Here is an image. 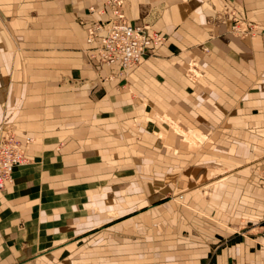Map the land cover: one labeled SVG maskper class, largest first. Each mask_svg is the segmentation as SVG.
<instances>
[{"label": "crops", "instance_id": "1", "mask_svg": "<svg viewBox=\"0 0 264 264\" xmlns=\"http://www.w3.org/2000/svg\"><path fill=\"white\" fill-rule=\"evenodd\" d=\"M106 1L0 0V140L27 159L0 190V264H264V0H125L166 37L125 76L86 51Z\"/></svg>", "mask_w": 264, "mask_h": 264}, {"label": "built area", "instance_id": "2", "mask_svg": "<svg viewBox=\"0 0 264 264\" xmlns=\"http://www.w3.org/2000/svg\"><path fill=\"white\" fill-rule=\"evenodd\" d=\"M125 0H107L112 5V15L103 20L91 21L86 25V49L89 59H96L108 66L119 67V74L127 75L135 68L145 55L154 52L161 46L166 37L144 25L133 24L126 19L121 7ZM94 11L93 8H89ZM232 30L242 36L254 31L252 25L235 12L232 13ZM81 24H86L84 19ZM27 159L24 146L15 132L9 128L0 140V190L12 180L14 166L24 164ZM264 181V168L260 170ZM264 232V213L262 214Z\"/></svg>", "mask_w": 264, "mask_h": 264}, {"label": "rangeland", "instance_id": "3", "mask_svg": "<svg viewBox=\"0 0 264 264\" xmlns=\"http://www.w3.org/2000/svg\"><path fill=\"white\" fill-rule=\"evenodd\" d=\"M164 119H166L167 121L169 120L172 125V129L177 131V133H179V137L180 138H183L185 139V141L187 140L188 142H195V143H199V142H206L208 141V139H204L203 137H200V136H197V135H194L193 136V132L190 131L188 132V130H182V126H180L179 124H176V123H172L171 122V119L169 117H165ZM209 150H212V146L209 147ZM261 170V169H260ZM224 174V173H222ZM217 178V177H215ZM214 178V179H215ZM217 181L218 180H223L224 182L226 181L227 182V178L226 179H219L217 178L216 179ZM216 180H213L212 182H216ZM216 185L213 184V183H204V185H199L197 189H199V191H201V195H202V198L204 200V203H208V206H211L209 207L210 211H209V214H208V217H209V223H212V225H218L216 223V219L218 217L216 216H219L217 215L218 213H223L220 211V208L219 207H216L217 205H215L213 203V189ZM176 189V188H175ZM179 189V188H178ZM191 196L190 200H192L195 195H189ZM159 197V199H162V200H169L171 203H175V204H178V205H181V203L185 200V193H182V191L180 190H175L173 193H161V194H158L157 195V198ZM215 200V199H214ZM212 211V212H211ZM216 217V218H215ZM223 217H224V214H223ZM205 227V226H204ZM149 228H147L148 230ZM207 229H208V226H207Z\"/></svg>", "mask_w": 264, "mask_h": 264}]
</instances>
